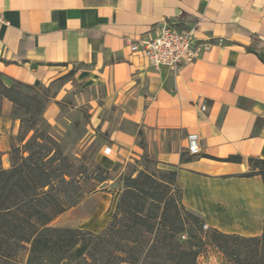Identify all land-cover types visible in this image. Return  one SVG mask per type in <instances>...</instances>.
I'll list each match as a JSON object with an SVG mask.
<instances>
[{
    "label": "crops",
    "instance_id": "0c3cea01",
    "mask_svg": "<svg viewBox=\"0 0 264 264\" xmlns=\"http://www.w3.org/2000/svg\"><path fill=\"white\" fill-rule=\"evenodd\" d=\"M0 8L6 86L46 89L76 67V79L99 91L104 168L146 154L178 173L183 205L208 227L263 233L264 182L242 175L251 158L264 160V0H0ZM165 23L194 28L210 49L178 72L153 68L130 46L155 38ZM11 106L0 117V153L21 126ZM57 110L48 106V122ZM190 135L198 137V154L188 151ZM232 156L242 162H227ZM118 198L93 193L51 225L100 233Z\"/></svg>",
    "mask_w": 264,
    "mask_h": 264
},
{
    "label": "trees",
    "instance_id": "16d2710c",
    "mask_svg": "<svg viewBox=\"0 0 264 264\" xmlns=\"http://www.w3.org/2000/svg\"><path fill=\"white\" fill-rule=\"evenodd\" d=\"M47 90L39 95L20 82L8 87L0 74V115L3 100L24 114L10 169L0 153V264H198L209 244L232 264H264V230L256 237L203 230L202 218L183 205L176 171L125 176L113 218L100 233L53 227L84 196L69 157L45 127ZM142 160L153 163L146 154ZM249 165L242 176L264 182V160L251 158ZM98 169L100 182L108 181L111 171Z\"/></svg>",
    "mask_w": 264,
    "mask_h": 264
},
{
    "label": "rangeland",
    "instance_id": "374dc122",
    "mask_svg": "<svg viewBox=\"0 0 264 264\" xmlns=\"http://www.w3.org/2000/svg\"><path fill=\"white\" fill-rule=\"evenodd\" d=\"M76 71L77 68L75 67L69 74L47 88L48 101L43 118L46 121L47 131L59 144L64 154L69 157L70 163L73 165L75 177L84 196L83 199L96 192H107L120 197L124 189V177L131 174L136 177L141 170H146L158 177L161 176L164 172L154 160L153 163L146 164L141 159L129 162L126 165L119 164L116 170L111 171L108 181L100 182L103 173L98 169V166H102L99 163V156L103 153L102 148L105 140L100 128L97 127L99 120L97 110L101 106L99 100H97L99 91L79 82L75 77ZM44 90L43 88L37 89V92L42 95ZM23 91L30 95L36 93L33 90L24 89ZM6 102L10 101L3 100L2 109ZM10 103L12 104L11 118L19 119V117H22L24 115L22 110L16 108L12 102ZM50 104H55L58 109L54 122H48L46 119L47 108ZM20 132L19 130L17 135L11 136L8 140V151L1 153L4 169L11 168V150L13 145H20L18 140ZM202 220L205 225L206 222L203 218ZM212 229L215 228L208 227L204 229L203 226V230L206 232ZM198 264L232 263L218 249L209 244L200 256Z\"/></svg>",
    "mask_w": 264,
    "mask_h": 264
},
{
    "label": "built area",
    "instance_id": "2783aa9c",
    "mask_svg": "<svg viewBox=\"0 0 264 264\" xmlns=\"http://www.w3.org/2000/svg\"><path fill=\"white\" fill-rule=\"evenodd\" d=\"M5 23L3 11L0 8V24ZM210 43L200 42L196 38V30H181L169 23L163 24L155 38L142 41L140 44H131L130 49L133 53H141L155 68L167 67L174 72H178L187 64L197 61L203 51L209 50ZM202 111L206 107H202ZM188 151L191 154L199 153L198 137L190 135L188 137ZM109 148L104 150L108 155ZM208 226L205 224L204 229Z\"/></svg>",
    "mask_w": 264,
    "mask_h": 264
}]
</instances>
